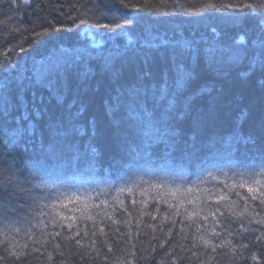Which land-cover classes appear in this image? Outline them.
<instances>
[{
	"label": "trees",
	"instance_id": "obj_1",
	"mask_svg": "<svg viewBox=\"0 0 264 264\" xmlns=\"http://www.w3.org/2000/svg\"><path fill=\"white\" fill-rule=\"evenodd\" d=\"M109 2L31 0L32 6H25L22 0L15 3L0 0V63L7 59L16 65L12 71L0 72V108L10 113L0 117V129H8V134L0 133V151H4L3 140L14 135L13 117L21 114L17 100H30L31 85L57 72L68 73L70 90L65 104L76 98L77 107L84 105L78 121L85 129L79 138L81 144L92 134L89 122L96 124L93 141L96 152L82 156L79 162H73L71 154L66 153L46 163L38 146L34 148L28 144L29 149L23 150L20 147L25 145L23 141L15 149L16 159L0 156V181L11 177L15 187L30 193V197L9 202L10 208L16 203L23 206L22 210L17 209L18 215L13 214L12 220L3 219L4 205L0 204V257L3 258L0 264H133L135 261L140 264H264V238L256 240L264 233V226L256 222L264 217V206L251 199L246 204L242 199L246 195L234 190L236 184L231 179L236 170L252 171L247 165L253 161L237 164L232 160L229 163L215 145V140L223 137L221 133L234 129L237 123H241V136H260L264 72L258 67L249 71L250 57L217 64L209 63L203 55V51L216 41L232 46L237 52L250 51L252 40L261 36L264 9H248L244 5H255L260 0H124L134 21L116 29L118 35L93 26L97 22L110 23L113 16L127 18L120 17L122 9L112 12L104 7ZM96 4L100 5V10L96 9ZM213 4L215 8L210 7ZM72 5H77L79 10ZM102 12L107 13L108 18H104ZM81 19L88 23H80ZM49 27L53 30L45 33ZM86 29L96 33L100 45L90 44L92 42L84 36ZM37 33L42 35L37 36ZM163 39L177 40L185 50L195 42L202 50L199 61L193 57L195 75L183 93L191 102L189 115L173 121L175 127L183 131L178 148L184 150L186 143L191 146L186 147L189 154L181 151L169 156L164 153L162 174L142 176V171L133 167L130 158L132 150L143 140L138 133L143 130L142 124L131 120V115L137 112L126 113L123 108L110 111L109 104H114L115 97L146 67L144 52L156 55V46L161 45ZM144 41L149 48L140 50L138 43ZM61 51H66L69 59L59 68L44 72L41 78L37 68L41 69V63ZM159 78L157 75L156 80ZM146 83L156 87L153 80ZM23 89L26 90L18 96ZM40 91L37 87V94ZM148 100L152 101L151 95ZM195 116L203 118L198 130L191 126ZM115 121H121L120 127H116ZM147 132L154 139L150 148L160 147L162 143L156 138V131ZM126 136L136 139L137 144L133 146ZM240 141L227 144L234 146ZM245 145L249 146V156L257 154L254 151L259 152V144ZM202 148H208L206 153L213 157L205 167L198 159L199 163L193 162ZM37 158L45 164L43 172L35 171L39 166ZM21 160L25 163L21 164ZM90 160L97 163H88ZM85 163L97 165L100 173L89 179L83 171ZM46 173L59 182L58 189L73 180H87L93 187L113 193L127 190L129 199L125 203L108 205L102 193L68 199L61 204V201H54L52 193L50 200L49 192L39 193L28 185L32 177L40 180ZM200 173H216L230 180L223 183L225 189H212L208 199L200 193L186 196L167 187L169 183H181L192 174ZM130 183L138 184L136 193L128 188ZM143 183L151 184V196L141 185ZM221 195L226 199H219ZM157 199L161 203H156ZM53 202L56 224L49 215L37 214L38 207L51 206ZM210 213H215V217ZM60 215L64 221L60 220ZM61 222L63 228L59 226ZM68 223L73 224L72 229H68ZM14 226L20 231L13 232ZM77 231L79 236L75 235ZM57 232L60 235H55ZM204 240L217 245L215 251ZM222 242L223 247H219ZM24 244L28 247H22Z\"/></svg>",
	"mask_w": 264,
	"mask_h": 264
},
{
	"label": "snow or ice",
	"instance_id": "obj_2",
	"mask_svg": "<svg viewBox=\"0 0 264 264\" xmlns=\"http://www.w3.org/2000/svg\"><path fill=\"white\" fill-rule=\"evenodd\" d=\"M15 3L16 0H11ZM25 6H32L31 0H22ZM39 7V5H36ZM72 8L78 7L72 5ZM80 7L87 8V5H81ZM97 10H100V5H95ZM104 7L109 11L117 12L121 9L127 10L129 5L124 3V0H110L109 3L104 4ZM215 8L216 5H210ZM231 8L232 5H227ZM245 8L264 9V0H260L258 4H246ZM63 15V14H61ZM104 18H108L107 13L102 12ZM122 16H128L127 11L121 13ZM75 20L76 17H70ZM99 20V17H97ZM134 18L118 19L113 16L110 23L100 24L95 23L93 26L96 28L108 29L114 34L116 29H122L124 26L131 25ZM80 23L87 24L86 19H81ZM51 27L44 30L45 33L52 31ZM59 30V29H55ZM37 36H41L42 33H37ZM162 45V47H161ZM161 45H157L156 55H152L151 51L144 52V63L146 67L136 75L135 80L128 87L124 88L115 97V103L109 104L110 111H118L123 108L126 113L128 112H141L145 122L155 128L156 138L158 141L166 145L171 150H176L179 145V132L173 124V121L180 117H187L191 109L190 100L183 95L185 89L188 87L193 76L195 75V67H193V57L199 61L202 54V50L195 42L192 45L187 46V50L181 47L180 42L177 40L163 39ZM138 48L144 50L149 48L146 41L139 42ZM23 51V49H21ZM162 52V55L160 54ZM203 55L207 57L209 63L223 64L228 62H238L239 60L250 57L249 71H255L258 67L264 72V26L261 28V36L252 40L251 50H245L243 52H237L230 45H225L219 41H216L209 48L203 51ZM162 64V67L160 65ZM14 65L10 60H5L4 63H0V72H8L14 70ZM159 75V80H156V76ZM153 80L156 82V87H150L146 82ZM31 99H18L17 105L21 109V114L18 118L13 117L15 132L13 137L7 140H3L2 148L4 151H0V156L7 157L9 159H16L15 149L20 141H23L25 146L28 144L33 147L39 148V152L46 159L56 160L64 154H71L73 161L78 162L81 157H87L90 153L96 152V147L93 143L95 138V121L89 122V127L92 129V134L89 135L88 140L83 144L80 143L79 138L85 133V129L78 123L80 116L84 111V105L80 104L77 107V99L74 98L71 102L65 104V99L69 93L68 73L65 71L62 75L57 72L47 77L42 78L37 84H32ZM39 87L41 91L39 94L36 92V88ZM264 88V84L261 85ZM21 93L17 95H22ZM47 93V94H45ZM149 95L153 107L148 110L146 105ZM55 101V103H53ZM10 113L6 108H0V117H7ZM116 127H120L121 121L114 122ZM203 123V118L195 116L191 120V126L194 130H198ZM261 134L258 138L253 136L243 137L240 133H234L245 144H259V155L251 163L247 165L252 169L250 172L237 173L239 176H248L251 181H241L239 187L247 188L249 196L242 197L247 204V201L251 199L256 201L260 206H264V115L260 119ZM0 133L8 134L7 128L0 129ZM7 162V161H5ZM38 167L35 171L43 172L45 164L43 161L37 158ZM24 164V161H20ZM30 173L31 168L27 169ZM22 174V173H21ZM48 182L41 178V183L46 184ZM252 185H255L254 187ZM163 187V186H159ZM49 199H53L51 193L55 192V187L48 189ZM99 195V194H98ZM237 195H239L237 193ZM30 197L29 190L24 188H17L12 184L11 177L0 181V204L4 205L3 219L12 220V216L15 213L18 215L17 209L23 208L18 203L14 207H9V202H16L19 199ZM58 199V197H57ZM219 199H226L221 195ZM35 203V201H33ZM135 203V201H133ZM98 207V206H96ZM55 208V202L51 206L44 205L38 207V216L49 215L53 219V223L56 224L55 216L53 215V209ZM47 209V211H45ZM126 211V209H125ZM197 213H193L196 215ZM215 217V213H210ZM259 215V213H257ZM64 217L60 215V220L64 221ZM88 219H92L88 216ZM207 219V217H204ZM258 224L264 226V217H260L257 221ZM41 223H43L41 221ZM63 228V223L59 224ZM44 227H47L45 224ZM68 229H72L73 224H67ZM15 231L19 232V228H15ZM103 232V228L100 229ZM87 235V231L84 233ZM55 235H60L59 232ZM76 236L80 235V232L75 233ZM264 238V233H261L256 237V240ZM203 239V238H201ZM80 244V241H76ZM206 245H210L211 242L204 240ZM22 247L27 248L28 245L24 244ZM57 247H59L57 245ZM213 251H215L217 245L211 244ZM219 247H223V242ZM246 247V246H245ZM111 250V246H109ZM20 255H26L21 253ZM107 257H105L106 259ZM253 254V259H255ZM0 259H3L0 257Z\"/></svg>",
	"mask_w": 264,
	"mask_h": 264
},
{
	"label": "bare ground",
	"instance_id": "obj_3",
	"mask_svg": "<svg viewBox=\"0 0 264 264\" xmlns=\"http://www.w3.org/2000/svg\"><path fill=\"white\" fill-rule=\"evenodd\" d=\"M122 11H127L128 16H126L127 18H131V12L127 10L122 9ZM120 17H125V16H120ZM135 26V24H134ZM93 44V43H90ZM203 48V46H202ZM63 54H66L67 52H61ZM69 59V57H68ZM148 110H151L153 107L152 101L147 102L146 105ZM131 120L135 123H141L143 130L139 131L138 133L140 134V140H142L141 144L136 145V148H134L132 150V155H131V159H132V165L133 167L137 170V171H142V176L143 175H151V176H157L163 173V169L162 167L164 166V161H162L161 159H164V153H166V155H172V154H179L181 151L184 152V154H189V151L186 147H190L191 144L190 143H186V147L184 148V150H181L179 148H177L176 150H171L169 149L166 145L161 144L160 147H156V148H150L151 145H149L150 143H154V139L149 135V133L147 132L148 130L150 131H156L155 128L149 126L144 118H143V113L141 112H137L134 115H131ZM177 131L179 132V140L182 138V130L179 127H176ZM147 130V131H146ZM240 133L242 134V129H241V123L238 125V123L236 124V126L234 127V129L228 130L226 133H221L223 137H220V140H215V145L218 148L221 156L226 159L229 163L232 160H235L236 163L238 164L239 162H247V161H252L251 159H249V146L245 145L243 143V141L234 135V133ZM181 136V137H180ZM185 135H183V139H184ZM126 138H130V136H126ZM182 139V140H183ZM128 140V139H127ZM132 145L137 144L136 139H131L130 140ZM228 141H232V142H237L240 141L236 144H233L234 146H230L227 143H229ZM149 142V143H148ZM133 145V146H134ZM214 146V145H213ZM20 147L23 148V150L29 149L28 146L25 145H20ZM28 147V148H27ZM96 147V146H95ZM253 148L250 147V151L252 152ZM208 151V148H202L201 150H199V152H197V158H193V162L195 164L199 163L197 162L200 161V163L202 164V167L207 166L212 160L213 157L209 156L208 153H206ZM257 154H259L258 151H254ZM252 156V155H251ZM72 159V158H71ZM206 159V160H205ZM203 160H205L203 162ZM55 160H51V159H47L46 163H52ZM73 161V159H72ZM75 162V161H73ZM79 162V161H78ZM88 163H97L94 160H90L88 161ZM87 163H85V165H83V171L86 177L93 178L95 174L100 173L97 165H86ZM41 178H43L45 181H54V184L52 182H48L46 184H49L46 188L50 189L55 187V190L59 187V182L51 177L48 176V173H46L44 176H41ZM39 179V178H37ZM35 177H32V180H29L31 184H27L28 185H32L33 187H35L37 189V192L41 193L40 191V184L41 183V179L37 180ZM138 185V184H137ZM137 185L130 183L128 188L130 189L131 192L136 193L138 191L137 189ZM149 193V196L152 195V193L150 192L151 190V184L149 183H143L141 184ZM168 189L172 190V191H178V192H184V190H182L183 188L186 187V185L184 183H169L167 184ZM67 188V184L61 188L58 189L61 192L65 191ZM90 188L89 184H86L84 186V193H86V189ZM121 191V190H120ZM104 199L106 200V202L108 203V205L112 204V203H125L126 201H128L129 199V192L127 190L117 193V194H113V192H110L109 190L106 191V193L104 194ZM217 201V200H214ZM220 200H218L217 202H219ZM156 203H161V200L157 199ZM164 206V205H163ZM133 264H140L138 261H135Z\"/></svg>",
	"mask_w": 264,
	"mask_h": 264
},
{
	"label": "rangeland",
	"instance_id": "obj_4",
	"mask_svg": "<svg viewBox=\"0 0 264 264\" xmlns=\"http://www.w3.org/2000/svg\"><path fill=\"white\" fill-rule=\"evenodd\" d=\"M87 34H89V33H87ZM86 34V35H87ZM92 35V34H91ZM90 35V36H91ZM92 38H93V40H94V42H98L97 41V39L95 38V37H93V35H92ZM62 52V51H61ZM61 52H58L56 55H54L53 57H51V58H49L46 62H43V63H41V65H40V67H41V69L40 68H37V72H39L40 73V76H41V78L43 77V75L45 74L44 72H48V71H50V70H54V69H57V68H59L60 66H62L68 59H66L67 58V55L66 54H63V53H61ZM64 52V51H63ZM41 70H44V71H41ZM258 155L259 154H255L254 156H249L250 157V159L252 160V161H254L257 157H258ZM217 177V176H216ZM215 177V178H216ZM212 178V177H211ZM86 184H89L90 185V188H88V189H86V191H87V193L89 194L90 193V191H94L95 190V188L90 184V183H88V182H86V181H80V180H75L74 182H72L71 183V186L70 187H73V186H77L76 187V190H75V192H74V195L75 194H78V190L79 189H81V188H84V186L86 185ZM198 184H201V182H199ZM198 184H195L194 186H188V187H185V188H183L182 190H184V191H188V190H190V189H192V188H199L200 186H198ZM66 185V183H64V185L62 186V187H64ZM40 191H41V193H48V189L45 187V185L44 184H40ZM58 189V188H57ZM71 193H73V191L72 192H67V194L68 195H70ZM53 195H54V193H52ZM114 194V193H113ZM244 194L246 195V196H249V193H247V192H244ZM62 195V194H61ZM65 196V195H62V196H60V200H61V202L62 203H64L66 200H67V198L69 199V200H72V199H74V198H76V196ZM184 195H186V196H195L194 194H184ZM36 200H37V198H36V196L33 194L32 195ZM86 197V196H85ZM36 200H35V203H36ZM40 201L38 200V203H39ZM35 203H33V204H35ZM41 203V202H40ZM15 228H19L18 226H14V228L12 229V231L13 232H17V231H15ZM20 229V228H19ZM12 231H11V233H12Z\"/></svg>",
	"mask_w": 264,
	"mask_h": 264
}]
</instances>
